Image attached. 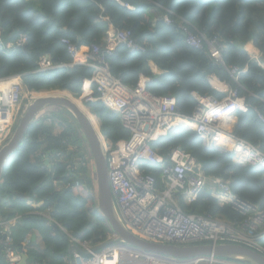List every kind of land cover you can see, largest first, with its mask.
<instances>
[{"label": "trees", "instance_id": "16d2710c", "mask_svg": "<svg viewBox=\"0 0 264 264\" xmlns=\"http://www.w3.org/2000/svg\"><path fill=\"white\" fill-rule=\"evenodd\" d=\"M165 9L174 13L171 15L174 19L181 17L190 21L205 37L221 39L225 44L224 64L214 63L206 46L197 49L187 45L174 25H166L161 19L154 21ZM112 28L131 30L145 47L144 52L129 51L124 45L115 47L114 54L108 57L113 76L129 87L135 86L140 75L150 78L149 91L170 94L176 99L178 112L190 116L196 104L191 91L217 98L224 96L207 81L209 74L216 75L237 88L248 104L246 111L235 112L232 134L264 152V67L244 49L245 43L251 40L264 56V0H0L2 43L14 42L21 34L27 36L24 45L13 51L0 46V78L21 75L27 91L67 90L97 116L101 133L108 142L127 138L128 131L122 127L117 112L94 99L98 97L95 87L85 84L91 68L69 66L73 59L61 43V38H68L83 53L91 44L103 43ZM255 47L250 43L246 45L249 52L257 51ZM41 56H47L55 67L38 71ZM150 62L163 73L154 74ZM233 66L246 69L239 76V85L228 73ZM49 108L57 110L39 116L30 125L19 148L3 167L0 200L6 192L9 216L21 215V224L14 230L17 248L26 235L34 233L42 248L30 247L31 260L45 258L47 264H68L63 254L68 247L66 235L59 226L47 224L42 216L31 213L34 209L28 201H42L40 210L51 207L54 219L68 231L78 233L81 241L102 242L110 227L97 209L95 183L78 184L69 191L67 185L73 178L65 175L64 158L50 154V167L45 165L43 155L47 151L86 149L82 144L85 138L70 114L62 108ZM62 113H67L70 119ZM177 122L189 126V123ZM55 126L60 128L56 135ZM152 146L162 156L163 164L170 162L172 149L180 147L196 158L207 176L228 180L234 195L264 210V171L261 168L236 164L230 153L205 148L195 132L183 127H175ZM87 154L92 161L88 149ZM206 160L210 163L203 164ZM85 164L81 172L87 171ZM159 167L144 165L145 170L155 176ZM92 171L94 174L93 164ZM178 203L185 213L228 221L240 218L229 205L219 206L209 190H203L190 204L181 198ZM260 242L264 245V240ZM0 264H5L1 256Z\"/></svg>", "mask_w": 264, "mask_h": 264}, {"label": "built area", "instance_id": "2783aa9c", "mask_svg": "<svg viewBox=\"0 0 264 264\" xmlns=\"http://www.w3.org/2000/svg\"><path fill=\"white\" fill-rule=\"evenodd\" d=\"M174 13L165 9L154 17L166 25H174L184 36L185 43L197 49L206 46L214 63L223 64L222 53L225 44L217 37L207 38L185 18H172ZM27 40L21 34L14 42L0 41L7 51L24 45ZM73 59L72 65H85L91 68V75L85 81L88 87L94 86L98 97L105 105L115 110L122 127L128 131L127 138L110 143L106 141L107 174L115 205L124 224L138 237L161 243L186 245L203 242H235L247 245L264 255V210L234 195L229 181L207 176L196 158L180 147L172 149L170 162L162 163V156L152 143L169 131L180 126L181 122L192 123V131L205 148L228 152L235 162L260 167L264 170V152L249 142L232 134L230 119L237 111H246L245 96L239 95L237 88L221 80L214 74L207 76L211 87L224 96L217 98L212 94H199L191 91L196 104L190 116L180 114L176 99L170 94L159 95L147 89L150 78L140 75L135 86L129 87L110 72L108 57L114 54L115 47L124 45L129 51L144 52L145 47L133 36L131 30L112 28L104 42L91 44L88 51L79 52L76 44L68 38H61ZM38 71H46L55 66L47 56L38 60ZM245 69L233 66L228 69L234 83L239 85V76ZM21 75L0 78L9 81L8 86H0V141L7 139L11 126L24 109L21 105ZM24 87V86H23ZM27 91V90H26ZM23 109V110H22ZM259 118L262 116L258 114ZM230 147H229V146ZM229 149H227V148ZM145 163L160 166L158 179L147 172ZM91 165H88V170ZM209 185L217 192L221 204H229L240 216L239 220L226 221L210 215L185 213L179 206L181 198L187 204L197 200L199 194ZM32 213L42 216L47 224L60 227L68 239L70 258L68 264H242L213 257H197L178 260L157 257L133 251L122 246H114L101 251L93 248L90 241H81L53 217L52 208L35 210ZM21 224V215L14 214L0 221V256L5 264H20L22 255H27L26 264H47L45 258L31 260L28 250L31 234L26 235L20 247L14 243V230ZM116 235L109 232L104 241H114ZM74 244L85 253L77 250ZM100 244L98 245V247Z\"/></svg>", "mask_w": 264, "mask_h": 264}, {"label": "water", "instance_id": "95a60500", "mask_svg": "<svg viewBox=\"0 0 264 264\" xmlns=\"http://www.w3.org/2000/svg\"><path fill=\"white\" fill-rule=\"evenodd\" d=\"M50 91L51 90L33 92L40 94ZM67 92L70 93L69 91ZM71 95L73 96V94ZM79 101L87 112L64 96L45 94L32 98L26 104L24 111L19 116L17 124L11 135L7 141L0 146V179L2 177L3 167L7 163L9 157L19 148L20 143L24 139L30 125L37 120L40 112L51 106L62 108L70 114L85 138L89 154L93 161V179L96 185L97 209L106 219L110 229L116 234L117 237L115 242L128 245L134 249L149 254L171 257L174 259H191L195 257L207 256L223 258L240 262L242 264H264V255L262 253L240 243L205 242L178 245L173 243L146 241L131 232L120 217L115 205L114 197L110 190L107 174V158L105 153L106 138L101 133L100 122L97 116L94 115L81 100ZM50 154H61L63 157L68 158V160L64 163V166L66 167L65 175L71 176L74 179L70 183V186L67 187V190L70 191L72 187L77 184H90L93 181L89 175L81 172L82 165L80 158L83 156V151H79L77 153H75L72 149L47 151L43 155V159L45 165L48 167H50ZM208 163H210V160L203 162V164ZM72 165L74 166L73 171L68 168V166ZM2 198L4 201H8V195L6 192L2 194ZM77 235L78 233L75 232L74 236ZM31 245H36L35 235L31 236ZM74 246L79 252L85 253V251L78 245L74 244ZM68 252L69 249L63 252V254ZM26 259L27 255L23 254L20 264H26Z\"/></svg>", "mask_w": 264, "mask_h": 264}, {"label": "crops", "instance_id": "0c3cea01", "mask_svg": "<svg viewBox=\"0 0 264 264\" xmlns=\"http://www.w3.org/2000/svg\"><path fill=\"white\" fill-rule=\"evenodd\" d=\"M111 31H112V29H109L107 35H108V34L110 35ZM107 35H106V36H107ZM0 41L2 42L1 37H0ZM246 43H250L253 47H255V46L253 45V43H252L251 40L247 41ZM246 43H245V45H244V49L247 51V53L249 54V56L251 57V59L255 60L259 65H261L262 67H264V56H263L262 52H261L257 47H255L257 51H254V50H253V51L249 52V51L246 49ZM149 66H150V68H151V70H152V72H153L154 74H160V73H163V70L159 69L154 63L150 62V63H149ZM2 81H3V82H2ZM2 81H0V82L3 83V86H2L3 88L6 87V86H8L9 81H7V80H2ZM16 81H18L21 85L23 84V83L20 82V80H19L18 78H16ZM22 92H23V93H24V92L27 93V91H26V89L23 87V85H22L21 93H22ZM23 95H24V94H23ZM25 104H26V103H25ZM21 105H22V103H21ZM235 121H236V118L233 117L231 123H234ZM186 123H187V122H186ZM192 126H193V124H192V123H189V126L186 127V128L191 129ZM1 128H2V127H1ZM59 132H60V128L55 126L54 129H53V133L56 135V134H59ZM228 146H229V145H228ZM229 147H230V146H229ZM225 148H227V147H225ZM227 149H228V148H227ZM67 160H68V158H65V157H64V161H67ZM213 188H214V185H209V190H210V192H211V195L217 200V203H218L220 206L225 205V204H221V200H220V198H219V194H218L217 192H212ZM28 203L32 206V208H35V209H39L40 206H41V204H42L41 201H37V202H35V201H28ZM10 213H11V211H10L8 205L6 204V201H4L3 198H1V200H0V221L3 220V219H5L7 216H9ZM15 214H16V213H15ZM33 235H35V234L33 233ZM35 241H36V246H38V248L41 249L42 246L39 245V242H40V241H39V239H37L36 236H35ZM66 260L68 261V256L66 257Z\"/></svg>", "mask_w": 264, "mask_h": 264}, {"label": "clouds", "instance_id": "9594fccd", "mask_svg": "<svg viewBox=\"0 0 264 264\" xmlns=\"http://www.w3.org/2000/svg\"><path fill=\"white\" fill-rule=\"evenodd\" d=\"M132 8V7H131ZM8 42H10V41H8ZM224 64V63H223ZM245 69V68H244ZM246 70V69H245ZM25 107H26V104H25ZM25 107H24V109H25ZM46 110V109H45ZM45 110H43V111H45ZM24 111V110H23ZM22 111V112H23ZM42 111V112H43ZM21 112V113H22ZM40 114H41V112H40ZM40 114H39V116H40ZM38 116V117H39ZM45 116H47V115H45ZM233 117H235V114L233 115ZM233 117L230 119V123L232 122V119H233ZM17 118H19L18 116H17ZM16 118V119H17ZM188 123V122H187ZM235 123V122H234ZM234 123H231V128L233 127V125H234ZM178 124H180V123H178ZM175 127H183V128H186V127H184V125L183 124H181L180 126H175ZM186 129H188V128H186ZM173 130V129H172ZM190 130H192V128L190 129ZM194 132V131H193ZM11 133H12V130H11V132H10V134H9V136L11 135ZM9 136L7 137V139L9 138ZM7 139H5V141H3L4 143L7 141ZM107 141V140H106ZM2 142V143H3ZM1 143V144H2ZM1 144H0V146H1ZM75 148H77V147H73L72 148V150L75 152V153H77V152H79V151H83V156L80 158V161H81V165L83 166L84 164H85V162H86V164H85V166H86V168H87V171L86 172H82V173H86L87 175H89L90 177H91V179L93 180L91 183H95V181H94V179H93V176H94V174H93V171H92V162L93 161H91L90 159H89V156H87L86 155V152L84 151V150H76ZM71 149V148H70ZM210 149V148H209ZM213 149V148H212ZM55 155H57V157H63L61 154H55ZM233 157V156H232ZM64 158V157H63ZM89 160H90V164H89ZM163 160V159H162ZM233 161L235 162V160L233 159ZM50 162V161H49ZM64 163H65V161H64ZM236 164H239V163H237L236 162ZM88 165H91V168L88 170ZM239 165H243V164H239ZM68 168L71 170V171H73L74 170V166L72 165V166H68ZM82 168V167H81ZM260 168V167H259ZM65 169H66V167H65ZM262 169V168H261ZM263 170V169H262ZM264 171V170H263ZM71 177V176H70ZM156 177H158V176H156ZM211 177H213V176H211ZM213 178H219V177H213ZM74 179V178H73ZM221 179V178H220ZM222 180V179H221ZM223 181H228V180H223ZM72 182V181H71ZM55 184H56V182H55ZM78 185V184H77ZM68 186H70V183H68V185H67V187ZM205 190H209V189H205ZM210 191V190H209ZM211 193V192H210ZM115 200V199H114ZM42 202V201H41ZM216 202H217V200H216ZM250 203V202H249ZM218 204V203H217ZM42 205V204H41ZM219 205V204H218ZM227 205H229V204H227ZM220 206V205H219ZM224 206V205H223ZM230 206V205H229ZM34 210L33 211H35V210H37V209H35V208H33ZM232 209V208H231ZM39 210H40V208H39ZM233 210V209H232ZM32 211V212H33ZM234 211V210H233ZM31 212V213H32ZM17 214V213H16ZM199 214V213H198ZM14 215V214H13ZM12 216V215H11ZM11 216H8L7 218H9V217H11ZM213 218V217H212ZM217 218V217H216ZM6 219V218H5ZM218 219H221V218H218ZM222 220H225V219H222ZM226 221H228V220H226ZM46 222V221H45ZM70 232V231H69ZM110 232H113L111 229H110ZM72 235H73V237H75V238H77V236H74V233H72V232H70ZM114 233V232H113ZM32 235H33V233H32ZM31 235V236H32ZM116 235V234H115ZM117 237V236H116ZM116 237H115V239H116ZM78 239V238H77ZM115 239H114V241H102V242H99V244H100V246L99 247H97V249L96 250H98L100 247H101V249L100 250H98V251H101V250H104V249H107V248H110V247H114V246H122V247H125V248H127V249H130V250H133V251H138V252H142V253H146V252H143V251H140V250H137V249H134V248H132V247H130V246H128V245H124V244H121V243H118V242H115ZM68 240V239H67ZM261 240H264V239H261ZM111 243H114V245L113 246H107L106 247V245H109V244H111ZM159 243H161V242H159ZM203 243H205V242H203ZM208 243H211V242H208ZM69 244V243H68ZM174 244V243H173ZM192 244H196V243H192ZM186 245H189V244H186ZM32 246H36V245H32ZM67 249H68V247H67ZM66 249V250H67ZM78 250V249H77ZM69 252H70V249H69ZM66 253V254H64L65 255V258L68 256V259L70 258V253ZM146 254H149V253H146ZM149 255H153V254H149ZM153 256H157L158 257V255H153ZM28 257H29V253H28ZM159 257H165V256H159ZM201 257H207V256H201ZM167 258H171V257H167ZM195 258H197V257H195ZM214 258V257H213ZM30 259V258H29ZM191 259H193V258H191ZM218 259H220V258H218ZM27 260V259H26ZM178 260H188V259H178ZM221 260H225V259H221ZM227 260V259H226ZM229 261H231V260H229ZM235 262V261H234ZM238 263H240V262H238Z\"/></svg>", "mask_w": 264, "mask_h": 264}, {"label": "rangeland", "instance_id": "374dc122", "mask_svg": "<svg viewBox=\"0 0 264 264\" xmlns=\"http://www.w3.org/2000/svg\"><path fill=\"white\" fill-rule=\"evenodd\" d=\"M246 45H247V43H246ZM52 91H54V90H52ZM24 94V95H23ZM35 94H37L36 92H33V91H27V93H23L22 92V97H21V100H22V105H20V106H22L23 107V109H24V107H25V103H27L33 96H35ZM22 109V110H23ZM52 108H49V110L47 109V110H45V111H43V112H41V114H40V116H45V115H48V114H50L53 110H57V109H52ZM22 113L20 112L19 114H18V117L21 115ZM62 115L64 116V117H66V118H68V120L70 119L69 117H68V115H67V113H62ZM17 121H18V118L17 119H15V121H14V123L12 124V126H11V130L13 131V129L15 128V126H16V124H17ZM80 137H81V135H80ZM85 142V141H84ZM4 143V142H3ZM2 143V144H3ZM0 144H1V141H0ZM1 144V145H2ZM84 146L86 145V149H83L85 152H86V155L88 156V154H87V144H86V142L85 143H82ZM76 150H78L79 148H75ZM215 150V149H214ZM217 151V150H216ZM218 152H221V151H218ZM232 160H233V157H232ZM234 162V161H233ZM91 162H90V160H89V164H90ZM236 163V162H235ZM98 245H99V243H97V244H92V246H93V248H97L98 247ZM203 264V263H202Z\"/></svg>", "mask_w": 264, "mask_h": 264}, {"label": "bare ground", "instance_id": "6f19581e", "mask_svg": "<svg viewBox=\"0 0 264 264\" xmlns=\"http://www.w3.org/2000/svg\"><path fill=\"white\" fill-rule=\"evenodd\" d=\"M45 94H48V95H60V96H64V97H66V98H68V99H70L71 101H73L75 104H77L79 107H81L85 112H87L86 110H85V108L81 105V102L78 100V99H76V98H74L70 93H68L67 91H61V90H54V91H50V92H44V93H40V94H35V96H39V95H45ZM35 96H33L32 98H34ZM31 98V99H32ZM30 99V100H31ZM29 100V101H30ZM28 101V102H29ZM27 102V103H28ZM26 103V104H27ZM229 149V148H228Z\"/></svg>", "mask_w": 264, "mask_h": 264}]
</instances>
